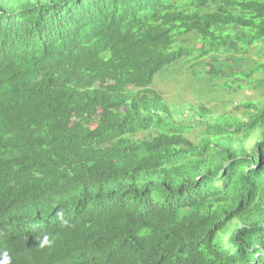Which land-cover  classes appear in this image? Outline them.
<instances>
[{
  "label": "trees",
  "instance_id": "trees-1",
  "mask_svg": "<svg viewBox=\"0 0 264 264\" xmlns=\"http://www.w3.org/2000/svg\"><path fill=\"white\" fill-rule=\"evenodd\" d=\"M253 48L264 0H0V264H264V102L192 125L152 88L236 91Z\"/></svg>",
  "mask_w": 264,
  "mask_h": 264
},
{
  "label": "rangeland",
  "instance_id": "rangeland-1",
  "mask_svg": "<svg viewBox=\"0 0 264 264\" xmlns=\"http://www.w3.org/2000/svg\"><path fill=\"white\" fill-rule=\"evenodd\" d=\"M182 39L183 46H199L194 36L182 37ZM173 46L174 48L177 47L176 44ZM220 60L225 61V58ZM260 62H263L264 65V49L253 48L241 66L237 67L231 61H227V64L237 70L241 77L255 71ZM207 64L208 60L195 59L187 65H176V68L167 72L170 74H167L166 78L164 77L165 74L154 78L152 88L160 94L164 103L170 106L174 112L188 116V119L184 121L185 124L191 122H193L192 125L197 124L190 117V114H192L190 111L192 110L199 111L204 108L210 114H213V118L244 119V110L239 108L240 105L248 102L259 106L264 102V90L260 86L261 81L264 80V72H255L250 76V79H245L240 84L243 88L241 86L237 88L236 81H234L233 88H237V90L233 91L229 89L231 87H229V80L223 78L213 81L212 75H206L204 66ZM200 70L204 76L199 73ZM248 79L251 82L249 85L247 83ZM212 84L223 87L218 88ZM225 85H228L229 88ZM129 89L132 91L131 88ZM181 115H177L176 119L181 120ZM187 137L190 141H195L197 132L188 134ZM227 238L226 236L224 239Z\"/></svg>",
  "mask_w": 264,
  "mask_h": 264
},
{
  "label": "clouds",
  "instance_id": "clouds-1",
  "mask_svg": "<svg viewBox=\"0 0 264 264\" xmlns=\"http://www.w3.org/2000/svg\"><path fill=\"white\" fill-rule=\"evenodd\" d=\"M48 242H49L48 239L45 238L44 243H48ZM5 264H7V261H5Z\"/></svg>",
  "mask_w": 264,
  "mask_h": 264
}]
</instances>
